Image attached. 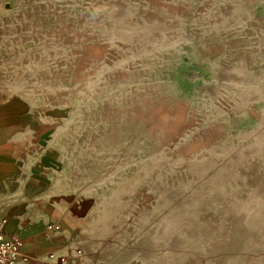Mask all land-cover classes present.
<instances>
[{
    "label": "rangeland",
    "instance_id": "374dc122",
    "mask_svg": "<svg viewBox=\"0 0 264 264\" xmlns=\"http://www.w3.org/2000/svg\"><path fill=\"white\" fill-rule=\"evenodd\" d=\"M0 16V98L43 113L87 195V264H264V0Z\"/></svg>",
    "mask_w": 264,
    "mask_h": 264
},
{
    "label": "crops",
    "instance_id": "0c3cea01",
    "mask_svg": "<svg viewBox=\"0 0 264 264\" xmlns=\"http://www.w3.org/2000/svg\"><path fill=\"white\" fill-rule=\"evenodd\" d=\"M2 20L0 16V26ZM11 99L0 98V220H6L4 233L23 241L19 264H57L48 258L50 252L67 256L68 264H87V195L79 194L61 172L43 113L24 109L21 98ZM51 223L58 229L47 230Z\"/></svg>",
    "mask_w": 264,
    "mask_h": 264
},
{
    "label": "built area",
    "instance_id": "2783aa9c",
    "mask_svg": "<svg viewBox=\"0 0 264 264\" xmlns=\"http://www.w3.org/2000/svg\"><path fill=\"white\" fill-rule=\"evenodd\" d=\"M6 225V220H0V264H19V254L20 249L23 245V241L20 236L10 235L7 236L4 233V227ZM47 230L54 231L57 228L54 224H49L46 227ZM76 255H79L80 250L76 249ZM48 258L51 260H55L57 264H68L67 256L64 255H54L48 254ZM39 264H45L43 261H39Z\"/></svg>",
    "mask_w": 264,
    "mask_h": 264
}]
</instances>
